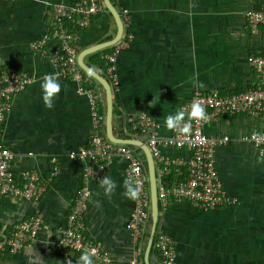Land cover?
<instances>
[{
	"label": "crops",
	"instance_id": "0c3cea01",
	"mask_svg": "<svg viewBox=\"0 0 264 264\" xmlns=\"http://www.w3.org/2000/svg\"><path fill=\"white\" fill-rule=\"evenodd\" d=\"M75 1L0 0V63L30 78L26 87L12 96L9 110L0 122V143L11 153L8 171L12 180L18 182L24 171H35L45 179L50 158L58 168L36 201L0 196V234L29 215L40 219L35 235L15 254L4 255L0 264H78L88 252L82 248L60 253L55 246V230L63 226L82 185L89 192L83 214L86 237L108 252L115 264H128L132 257L133 244L125 223L133 200L123 195L124 160L113 156L109 161L106 176L117 184L111 199L104 196L100 183L87 180L83 184L84 161L68 154L84 146L91 133L88 102L76 91L74 82L59 77L61 92L53 108L47 109L41 100L40 83L45 74L56 71L48 59L33 54L27 47L47 32V13L53 4ZM109 2L120 20L121 10H126L128 26L121 22L120 42L85 54L82 62L88 68L95 66L101 75L98 60L114 55V83L108 85L110 132L115 138L145 144V135L131 128L140 113L155 121L157 134L163 138L169 133L165 118L179 111L195 92H236L252 85L253 73L245 58L250 53L264 54V29L251 34L245 27L243 13L263 8L264 0ZM115 30L114 21L104 8L77 31L76 56L81 50L111 40ZM55 46L54 41H47L43 46L45 53ZM194 77L204 84L203 88L193 86L190 81ZM94 88L99 94L104 134L103 91L97 82ZM263 126L260 118L239 115L219 117L202 127L208 137H227L226 142L214 148V167L224 190L236 198L237 204L204 211L178 202L158 213L155 231L173 240L176 264H264V161L258 163L264 152L259 155L245 139ZM128 146L133 147L145 171L142 151ZM158 149L169 159L185 162L188 158L184 150L162 144ZM146 239L147 234L140 243L137 260L160 264L151 244L144 257ZM89 257L92 264H100Z\"/></svg>",
	"mask_w": 264,
	"mask_h": 264
},
{
	"label": "built area",
	"instance_id": "2783aa9c",
	"mask_svg": "<svg viewBox=\"0 0 264 264\" xmlns=\"http://www.w3.org/2000/svg\"><path fill=\"white\" fill-rule=\"evenodd\" d=\"M9 2L12 0H1ZM116 1V0H114ZM104 9L102 0H77L72 4H53L48 10L47 32L28 43V49L39 57L49 60L61 78L75 83L76 91L85 96L88 102L91 122V133L86 144L68 154L84 161L81 169L83 184L87 180L100 183L106 176L109 161L113 156L124 160L123 177H132L141 189L139 198L133 201L132 209L125 223L133 244L132 257L128 264H142L137 260L140 243L149 228V196L145 171L133 147L113 143L102 134L101 114L99 112V94L94 88L95 81L85 74L76 64L74 46L76 33L87 26L89 21ZM126 10H121L123 26H128ZM246 29L251 34L264 29V7L246 10L243 13ZM70 24L74 30L65 26ZM128 37V36H126ZM47 41H54L56 46L45 53L43 46ZM120 42V41H118ZM120 45V44H119ZM105 69L103 77L114 83V55L103 56ZM246 64L253 73V83L242 91L219 93L217 91L195 92L189 101L182 104L179 110H190L194 101L203 104L209 116L207 123L192 121V131L188 136L169 131L160 138L157 124L143 113L137 115L131 124L133 131L145 135V145L151 155L155 167V196L158 213L164 212L171 204L184 202L190 207L209 211L236 205L234 196L228 195L214 167L213 151L218 144L227 141V137H208L202 127L219 117L246 116L256 117L264 121V54L250 53L245 58ZM30 82V78L22 72L0 63V122L9 110L14 94L21 92ZM187 120V117H186ZM264 136V126L258 132L247 136V141L260 155L264 152V140L258 141L253 136ZM159 144L168 148L184 150L188 154L185 162L176 158L169 159L158 149ZM11 153L0 143V196L19 197L26 201L40 198L45 185L51 181L58 168L55 160H49V172L41 179L35 171H24L18 182H14L8 171ZM89 192L85 185L79 187L72 205L65 217L63 226L57 227L55 246L62 254L85 249L89 255L100 261V264H115L108 252L102 251L98 244L89 240L84 231L83 214L87 207ZM40 224L37 215H29L14 223L8 231L0 234V261L4 255L15 254L36 233ZM151 246L156 251L160 264H176L174 242L161 231H154Z\"/></svg>",
	"mask_w": 264,
	"mask_h": 264
},
{
	"label": "clouds",
	"instance_id": "9594fccd",
	"mask_svg": "<svg viewBox=\"0 0 264 264\" xmlns=\"http://www.w3.org/2000/svg\"><path fill=\"white\" fill-rule=\"evenodd\" d=\"M37 2H41V0H37ZM97 71L98 70L95 68V66H92L88 69V74L92 75ZM59 76L60 73L53 72V73H47L42 77V81L40 83V88L42 92L41 100L47 109L53 108L55 98L61 92V84L59 82ZM190 82L193 84L194 87L197 88L204 87V84L195 77ZM151 106L152 105L150 104V107ZM208 120H209V116L207 115L203 104L198 101H194L191 103L190 110L188 112H185V110L181 109L177 111L175 114L168 115L165 118V127L168 131L179 132L184 136H188L191 134L192 131V121H197L203 124V123H207ZM253 139L261 141L264 140V136L260 134H256L253 136ZM29 155L33 156L34 154L29 153ZM261 161H264V156L261 157V160L258 161V163ZM100 187L103 189L104 196H106L108 199H111L115 193L117 184L110 176H104L101 179ZM123 188H124L123 195L127 199L135 201L139 198L141 189L139 187L138 182H135L132 177H128L123 181ZM68 264H71V262L69 261ZM78 264H92V260L90 259L89 254L88 253L83 254L80 257V261L78 262Z\"/></svg>",
	"mask_w": 264,
	"mask_h": 264
},
{
	"label": "water",
	"instance_id": "95a60500",
	"mask_svg": "<svg viewBox=\"0 0 264 264\" xmlns=\"http://www.w3.org/2000/svg\"><path fill=\"white\" fill-rule=\"evenodd\" d=\"M102 3H103L104 8L107 10V12H109V14L111 15V17L114 21L115 29H116L115 35L111 40H109L105 43L97 44V45H94L90 48H87L85 50H81L78 52V54L76 56V64L87 75H89L88 74L89 68L85 64H83L82 57L85 54L91 53V52L96 51L98 49L107 47L109 45H113L114 43H116L119 40L120 35H121V22H120L118 14L113 9L109 0H102ZM89 76L99 84V86L102 88V91H103V97H104V103H105L104 135H105L106 139H108L109 141H111L113 143L136 146L142 151V153L145 156V161H146V170L145 171H146L147 186H148L149 218H150L149 229H148V233H147L146 245H145V250H144V257H145V255L147 254V251L150 247V244H151L152 236H153V233L155 230L157 215H158L156 196H155V174H154V166H153L152 158H151V155H150L145 144L138 142V141H135V140H131V139L123 140L121 138H115L114 136L111 135V132H110V89H109V85L106 82V80L101 75H99L97 73H94V74L89 75Z\"/></svg>",
	"mask_w": 264,
	"mask_h": 264
},
{
	"label": "trees",
	"instance_id": "16d2710c",
	"mask_svg": "<svg viewBox=\"0 0 264 264\" xmlns=\"http://www.w3.org/2000/svg\"><path fill=\"white\" fill-rule=\"evenodd\" d=\"M67 29H69V30H74V28L70 25V24H66V26H65ZM98 63H99V65H100V72H101V75H103V72H104V69H105V61L103 60V59H100V60H98ZM219 93H221L222 94V92H219ZM227 93H229V92H227ZM217 171V170H216ZM227 193V192H226ZM228 194V193H227ZM229 195V194H228ZM233 206H235V205H231V206H227V207H224V208H232Z\"/></svg>",
	"mask_w": 264,
	"mask_h": 264
}]
</instances>
